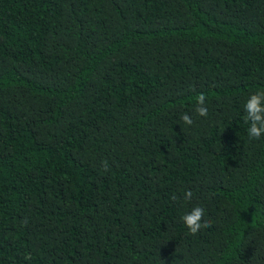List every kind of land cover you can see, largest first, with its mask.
<instances>
[{"label":"trees","instance_id":"1","mask_svg":"<svg viewBox=\"0 0 264 264\" xmlns=\"http://www.w3.org/2000/svg\"><path fill=\"white\" fill-rule=\"evenodd\" d=\"M257 90L264 0H0V264H264Z\"/></svg>","mask_w":264,"mask_h":264},{"label":"clouds","instance_id":"2","mask_svg":"<svg viewBox=\"0 0 264 264\" xmlns=\"http://www.w3.org/2000/svg\"><path fill=\"white\" fill-rule=\"evenodd\" d=\"M195 112L201 117H207L208 108L206 96L200 93L196 97ZM244 122L248 124L247 134L250 140H259L264 135V90H257L251 93L244 104ZM186 125H192L193 119L187 113L181 116ZM193 193L189 189L184 192V199L190 201ZM205 208L197 204L190 211L182 214L180 219L192 235L197 234L202 228L208 227V222L203 220Z\"/></svg>","mask_w":264,"mask_h":264}]
</instances>
